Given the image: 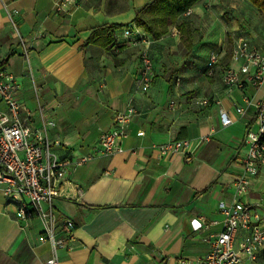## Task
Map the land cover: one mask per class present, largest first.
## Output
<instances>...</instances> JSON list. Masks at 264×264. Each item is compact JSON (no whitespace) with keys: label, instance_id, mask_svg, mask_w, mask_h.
Returning <instances> with one entry per match:
<instances>
[{"label":"crops","instance_id":"0c3cea01","mask_svg":"<svg viewBox=\"0 0 264 264\" xmlns=\"http://www.w3.org/2000/svg\"><path fill=\"white\" fill-rule=\"evenodd\" d=\"M151 1L0 0V63L6 60L14 76L18 102L35 128L39 106L53 121L47 137L58 142L52 151L59 158L92 156L68 171L64 195L53 202L57 215L75 225L69 247L57 249L60 264L195 263L208 252L204 239L223 229L219 204L242 201L264 213V168L246 174L248 189L236 195L244 132L248 123L255 129L247 101L264 98V86L228 89L221 82L226 69H238L231 59L236 43L245 40L264 53V17L248 0H198L191 15L179 19L188 24L189 54L177 25L156 41L137 27L149 42L155 73L143 92L136 86L142 45L133 46L123 32L134 31L135 11ZM2 2L17 11L14 26ZM102 25L119 26L111 47L90 42ZM212 52L218 61L209 72ZM197 99L209 103L200 106ZM128 107L136 114L121 150L99 155L100 134ZM221 109L233 119L228 127L221 125ZM204 136L209 140L189 162L157 150L175 140L194 146ZM15 210L0 191V264H42L53 254L52 243L38 218L18 221ZM243 264H264V251Z\"/></svg>","mask_w":264,"mask_h":264},{"label":"built area","instance_id":"2783aa9c","mask_svg":"<svg viewBox=\"0 0 264 264\" xmlns=\"http://www.w3.org/2000/svg\"><path fill=\"white\" fill-rule=\"evenodd\" d=\"M70 0H64L69 2ZM8 20L14 26L13 15L16 10L8 11L2 2ZM191 9L183 16L189 17ZM133 46L142 45L139 55V74L136 86L145 92L152 86L155 73L149 53V42L136 27L134 31L123 32ZM24 56L28 60V51L24 48ZM232 62L238 63V69L228 68L224 71L221 82L224 87L241 88L245 84L253 88L264 86V53L251 48L247 41L233 46ZM218 61V54L210 53L206 62V70L211 72ZM19 90L12 73L0 67V191L2 195L15 205V216L18 221L38 218L41 222L45 238L52 243L53 254L42 264H60L57 249L68 248L73 239L74 223L70 219H61L54 210V200L64 195L65 178L72 168L84 165L92 159L91 155L76 160L59 158L47 137V130L53 127L51 120L45 119L43 109L39 106L40 127L35 128L30 113L18 102L16 93ZM205 99H197L195 104L208 105ZM174 101L170 102L174 106ZM247 106L254 109L253 125L248 123L243 136L246 146L242 159L244 175L236 182V195L248 189L246 174L255 176L264 168V98L257 102L247 101ZM245 109L238 107L236 113L243 117ZM136 110L128 107L114 117L113 128L103 131L99 136L98 153L109 156L120 151V142L127 137V130ZM222 127L233 124L229 114L219 111ZM209 140L208 136L199 138L194 146L190 140H175L157 146L158 152L168 158L182 156L189 162L198 146ZM224 214L223 229L218 234L204 239L208 244V252L198 258L195 263L180 260L179 264H243L254 261L264 251V213L258 208L234 201L230 205L219 204ZM61 233L60 237L57 234ZM241 237V234H243Z\"/></svg>","mask_w":264,"mask_h":264},{"label":"trees","instance_id":"16d2710c","mask_svg":"<svg viewBox=\"0 0 264 264\" xmlns=\"http://www.w3.org/2000/svg\"><path fill=\"white\" fill-rule=\"evenodd\" d=\"M198 0H152L141 6L135 11L133 23L136 27L141 28L149 37L156 41L167 33L168 28L177 25L181 35L182 42L189 54L192 50V41L188 24L180 22L187 9H190ZM256 7L258 12L264 17V0H248ZM119 26L102 25L94 29L90 42L101 45L102 47H111L115 43L113 32ZM6 60L0 63V67L5 66Z\"/></svg>","mask_w":264,"mask_h":264},{"label":"rangeland","instance_id":"374dc122","mask_svg":"<svg viewBox=\"0 0 264 264\" xmlns=\"http://www.w3.org/2000/svg\"><path fill=\"white\" fill-rule=\"evenodd\" d=\"M226 14L230 16V15H232V12L229 11V12H227Z\"/></svg>","mask_w":264,"mask_h":264}]
</instances>
